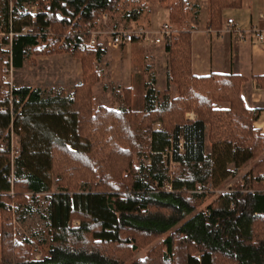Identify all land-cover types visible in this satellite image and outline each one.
Returning a JSON list of instances; mask_svg holds the SVG:
<instances>
[{
	"label": "trees",
	"instance_id": "obj_1",
	"mask_svg": "<svg viewBox=\"0 0 264 264\" xmlns=\"http://www.w3.org/2000/svg\"><path fill=\"white\" fill-rule=\"evenodd\" d=\"M159 1L179 32L165 46L177 94L158 106L152 78L136 110L96 106L94 97L106 49L88 45L91 31L102 15L119 13L122 0H0V264H264L260 110L246 105L243 77L192 73L190 0ZM241 5L207 0V28L221 29L223 11ZM63 52L82 64L70 92L3 83L10 54L21 69ZM154 122L162 128L153 130ZM12 131L20 148L13 160ZM167 152L179 163L172 176ZM250 161L228 192L203 206L210 184L222 183L221 168L231 174L232 164L236 176ZM198 184L206 190L193 192ZM44 194L48 249L35 259L31 241L14 240L12 215L31 212ZM144 248L145 257L134 258Z\"/></svg>",
	"mask_w": 264,
	"mask_h": 264
},
{
	"label": "crops",
	"instance_id": "obj_2",
	"mask_svg": "<svg viewBox=\"0 0 264 264\" xmlns=\"http://www.w3.org/2000/svg\"><path fill=\"white\" fill-rule=\"evenodd\" d=\"M190 4L193 12L187 29L191 30L192 73L196 76H208L215 73L243 77L242 96L249 108L260 110V117L255 125L264 134V88L260 86L258 79L264 77V0H242L240 7L225 9L223 11L224 25L219 30L207 28L208 12L205 23L201 25L202 11H207V0H190ZM143 9L141 6L138 12L136 10L125 12L122 16L123 23L128 26L133 25V28L145 27L154 30L166 23L169 18V11L165 9L162 11L164 18L156 15L154 18L147 19V15H144L147 14V10ZM155 13L158 14L156 11ZM115 17L118 20V14ZM229 18L233 19V24H228ZM112 24L111 27L115 29L118 27L113 19ZM225 29L229 31L221 32ZM261 35L262 38H260ZM100 42L109 56L110 67L108 66V75L94 87V95L97 86L101 85L103 96L112 93L113 90L118 92L123 107L138 105L139 108H144L146 84L153 78L154 86L158 91L155 97L158 106L176 96V86L169 80V53L164 45H142L135 41L115 49L108 48L103 40ZM54 57L53 55L45 56L41 60L49 62V65L50 63L55 65L58 62L60 73H65L66 79L54 81L52 85L43 84L46 77L41 78L42 80L38 79L40 84L38 82L28 86L67 91V88L71 89L81 82L82 65L79 60L69 54H62L56 55L59 58L58 61L50 62ZM47 75L43 72L42 77ZM228 105L217 104L216 106L224 108ZM186 117L194 120L197 115L195 112H188ZM206 145L210 150L208 140Z\"/></svg>",
	"mask_w": 264,
	"mask_h": 264
},
{
	"label": "rangeland",
	"instance_id": "obj_3",
	"mask_svg": "<svg viewBox=\"0 0 264 264\" xmlns=\"http://www.w3.org/2000/svg\"><path fill=\"white\" fill-rule=\"evenodd\" d=\"M158 2H159V4H158ZM141 6H143V8H144L143 10H145V11L147 10V14L146 13L144 14V15H147L146 16L147 19L154 18L156 15L159 18H164V14H162V11L165 10L166 8L164 7V5L159 0H122L121 6H120L121 9H120L119 13H117L118 14V20L115 17V16H117V14L112 16L114 23H116V25H118L117 29L133 28L134 27L133 25L128 26V25L123 23L122 16H124L125 12L128 13L129 11L137 10ZM32 10H33V12H36L37 9H36V7H32ZM155 11L158 12V14H156ZM112 19L110 18L108 21L109 26L113 25ZM206 19H207V11L204 10V11H202L201 25H203L205 23ZM106 37L107 38L100 37V41L103 40L105 42L106 39H109L110 36L106 35ZM4 48L6 50H9V46H7V45H5ZM108 48H110V47H108ZM62 54L63 55L69 54L73 58L80 61L79 58H77L76 56H74L70 52H63V53L51 54V55L55 56L54 57L55 61L53 59V61L51 60L50 62L58 61L59 58L56 57V55H62ZM51 55L36 56L34 58L35 62L29 61L21 69L13 68V84L15 86H24V85L28 86L30 84L34 85V84H37L39 82L38 79L47 77L46 81H44L43 84L47 83V84L52 85V83L54 81L58 82L59 79H61V80L66 79L65 78L66 74L63 72L60 73V68H59L58 62L55 63V65H54V63L53 64L50 63V65H49L48 64L49 62H45V61L41 60L43 57H45V56L49 57ZM165 58L167 59V55ZM9 63H10V55L5 59V64H4V67L2 70L3 83L7 84L10 87V85L5 80V75L9 74L8 73V69H10ZM59 63H61V62L59 61ZM108 66H109V56L105 53L102 61L99 63V69H100V72L102 75L101 80H102V78L104 79L108 75ZM43 72H45L48 75L42 77ZM70 83H72V82H70ZM38 84H40V82ZM72 88L71 89L67 88V91L65 89L64 90L66 92H70L72 90ZM48 90H50V89H48ZM55 90H58V89H55ZM101 90H102L101 85L97 86V88L95 89V95L94 96L96 97L95 98L96 106H100V105L104 104L103 106H106L108 108H114V109H120L123 107V102L118 97V92L113 90L112 93H108V94H105L106 96H103V93ZM127 106L131 107L133 109H136V110L142 109V108H139L138 105H134V106L127 105ZM156 128H162V124L159 122H154L152 125V129L155 130ZM11 141H12V144L19 146V136L16 133H14V131H13V138H12V134H11ZM10 148H11V144H10ZM11 156H12V154H11ZM144 159H146V158H144ZM145 161H147V160H145ZM252 164H253L252 161L247 163L244 167H242L240 169V171L238 172V174L236 176L232 173L234 170V166L232 164H229L227 167H225V169L229 168V170H232L231 174L228 173V170H224L223 168H221V170H220L221 176L220 177L222 178V183L219 187H215V188H213L212 184H210L211 188L208 190L213 195L205 201L206 203H204L203 206H205V204L210 202L212 200V198H215L218 195H221L225 192H228L231 189V187L236 183V181L238 179H240L246 172H248L250 170ZM175 165H176L175 169L179 168V166L175 163H173L172 168H174ZM46 195H48V194L43 195L40 203L35 204V206L33 207L31 212L25 213V212H22L21 210H19V213L13 212V215H12L14 240L18 243H21L24 240L31 241L35 245V248L33 251V256L35 259H41L47 253V249H48L47 245L45 243L44 244L41 243V241L45 235V232H46L45 224H44L45 221L43 218V214L45 212V206H46V202H47V199L45 198ZM78 223H79L78 220H74L75 225H77ZM0 231H1V227H0ZM148 250H149V248H144V249L137 251L134 255V258L145 257Z\"/></svg>",
	"mask_w": 264,
	"mask_h": 264
},
{
	"label": "built area",
	"instance_id": "obj_4",
	"mask_svg": "<svg viewBox=\"0 0 264 264\" xmlns=\"http://www.w3.org/2000/svg\"><path fill=\"white\" fill-rule=\"evenodd\" d=\"M109 15L104 14L102 15L97 22V26L91 31V39L88 43L89 46H95L100 42V37L107 38L106 35H109V39H106L104 42L107 47L110 48H120L122 45H130L133 42L137 41L139 44H162L164 46L170 45L174 43L175 41L179 40V32L178 30L172 26L169 22H166L162 24L157 29H149L145 27H138L133 29H115L113 27H110L108 25L109 21ZM233 19H228V24H233ZM26 31V29H23ZM37 31L39 28L36 29ZM226 31H229V29L222 30L221 32L225 33ZM12 36V34H10ZM262 38V35L260 36ZM10 69H8L7 75H5V80L10 85V88H13V65L11 61V54H10V63H9ZM159 128H156L155 130H158ZM12 138H13V131H12ZM20 148L19 146H16L15 144H12L11 141V154H12V160L15 156L19 155ZM171 153L167 152L164 154L165 159H170L168 163V169L169 173L172 176L177 169L176 165L174 168H172L173 163L177 164L179 166V163L176 161H173L171 159ZM172 164V165H171ZM206 190L205 186L198 184L192 191L201 193Z\"/></svg>",
	"mask_w": 264,
	"mask_h": 264
}]
</instances>
